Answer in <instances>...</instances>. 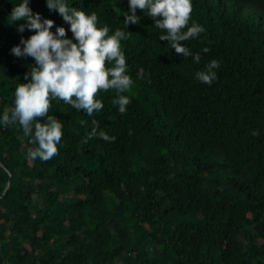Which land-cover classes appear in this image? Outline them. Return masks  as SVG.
<instances>
[{"label":"trees","instance_id":"obj_1","mask_svg":"<svg viewBox=\"0 0 264 264\" xmlns=\"http://www.w3.org/2000/svg\"><path fill=\"white\" fill-rule=\"evenodd\" d=\"M18 3L0 0V116L34 64L11 52L32 34L9 23ZM66 3L127 33L131 103L121 114L116 92L101 91L89 117L52 100L63 136L47 162L28 156L19 124H0V264H264V0H191L189 24L206 31L183 43L199 63L139 9L124 26L128 0ZM29 7L74 39L46 0ZM212 59L207 85L195 76Z\"/></svg>","mask_w":264,"mask_h":264},{"label":"clouds","instance_id":"obj_2","mask_svg":"<svg viewBox=\"0 0 264 264\" xmlns=\"http://www.w3.org/2000/svg\"><path fill=\"white\" fill-rule=\"evenodd\" d=\"M48 9L55 10L69 25L74 39L67 36L62 26H56L52 19L42 18L33 12L29 0H20L12 7L8 16L9 23L23 20L17 30L24 32L27 28L32 34L25 39L21 36L20 44L14 45L11 52L16 57H31L34 64L24 74V82L17 85L14 93V106L5 107L0 124L5 127L19 124L23 136L28 137V156L33 160L47 162L58 155V144L63 136V124L55 115H49L51 101L62 100L77 111L83 110L89 117L103 109V103L97 99L101 91L114 90L117 98L112 101L118 105L121 114L127 111L131 103L129 92L134 84L127 74L126 57L121 50V40L127 33L116 29L111 35L109 27H98V16L90 15L76 7L69 6L66 0H46ZM129 11L124 13V26L136 24L139 9L151 17L156 28L166 34L160 35L175 54L185 58L192 56L199 63V53H192L183 42L196 39L206 29L196 22L189 24L193 11L191 0H128ZM55 27V32L51 29ZM22 45V47H21ZM207 53L210 51L204 48ZM108 65H112L109 67ZM220 62L212 59L196 73L195 78L207 85L217 79ZM143 76V70L140 73ZM86 125L84 120L79 121ZM92 130L87 138L97 135L98 122L92 120ZM105 141L114 142L115 137L100 133ZM86 142V141H85Z\"/></svg>","mask_w":264,"mask_h":264},{"label":"water","instance_id":"obj_3","mask_svg":"<svg viewBox=\"0 0 264 264\" xmlns=\"http://www.w3.org/2000/svg\"><path fill=\"white\" fill-rule=\"evenodd\" d=\"M10 183H11V178H9L8 181H7V185H6L7 188H8V186L10 185Z\"/></svg>","mask_w":264,"mask_h":264},{"label":"bare ground","instance_id":"obj_4","mask_svg":"<svg viewBox=\"0 0 264 264\" xmlns=\"http://www.w3.org/2000/svg\"><path fill=\"white\" fill-rule=\"evenodd\" d=\"M135 59V58H134ZM137 61V60H136Z\"/></svg>","mask_w":264,"mask_h":264}]
</instances>
